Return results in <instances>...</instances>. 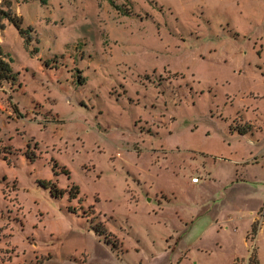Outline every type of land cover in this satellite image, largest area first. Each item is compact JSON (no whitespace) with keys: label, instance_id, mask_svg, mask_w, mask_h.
I'll return each mask as SVG.
<instances>
[{"label":"rangeland","instance_id":"obj_1","mask_svg":"<svg viewBox=\"0 0 264 264\" xmlns=\"http://www.w3.org/2000/svg\"><path fill=\"white\" fill-rule=\"evenodd\" d=\"M0 10V264H264V0Z\"/></svg>","mask_w":264,"mask_h":264},{"label":"trees","instance_id":"obj_2","mask_svg":"<svg viewBox=\"0 0 264 264\" xmlns=\"http://www.w3.org/2000/svg\"><path fill=\"white\" fill-rule=\"evenodd\" d=\"M0 12L3 14V16L8 17V18L12 21V23H14V25H15L16 27H18V29L20 30L21 33L24 32V30L21 28L20 22H19L17 19H14L13 17H11V16L9 15V13H7V12H4V11H2V10H0ZM2 52H3V51H2L1 46H0V55L3 54ZM0 66H1V64H0ZM7 70H8L9 72H11V69H10L9 67H8ZM8 77H9V76H8ZM8 77H7V78H8ZM239 132H240V134H242V135L247 134V132L244 131V130H240ZM255 223H256V222H254V224H253V226H252V232H253V231H256V229H257Z\"/></svg>","mask_w":264,"mask_h":264},{"label":"crops","instance_id":"obj_3","mask_svg":"<svg viewBox=\"0 0 264 264\" xmlns=\"http://www.w3.org/2000/svg\"><path fill=\"white\" fill-rule=\"evenodd\" d=\"M193 177H194V176H193ZM200 179L203 180V178H201V177H200ZM201 180H200V181H201ZM194 183H198V182H194ZM254 220H255L254 222H256V220H257V217H256V216H254ZM254 222H253V224H254ZM253 224H252V225H253ZM262 226H263V222H262L261 226L259 227L260 230H262ZM259 229H258V231H257V236H256V238L258 237ZM251 251H252V247L250 248V250H249V252H248L249 255H250ZM249 255H248V257H249Z\"/></svg>","mask_w":264,"mask_h":264},{"label":"built area","instance_id":"obj_4","mask_svg":"<svg viewBox=\"0 0 264 264\" xmlns=\"http://www.w3.org/2000/svg\"><path fill=\"white\" fill-rule=\"evenodd\" d=\"M201 179H200V177H198V176H194L193 178H192V181L193 182H199Z\"/></svg>","mask_w":264,"mask_h":264}]
</instances>
